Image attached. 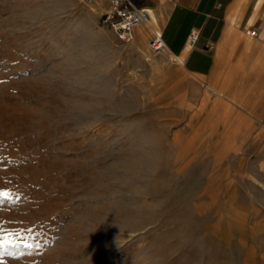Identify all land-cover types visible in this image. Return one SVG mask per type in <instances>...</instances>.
<instances>
[{
	"label": "rangeland",
	"instance_id": "1",
	"mask_svg": "<svg viewBox=\"0 0 264 264\" xmlns=\"http://www.w3.org/2000/svg\"><path fill=\"white\" fill-rule=\"evenodd\" d=\"M111 9L0 0V264H264L251 98Z\"/></svg>",
	"mask_w": 264,
	"mask_h": 264
},
{
	"label": "crops",
	"instance_id": "2",
	"mask_svg": "<svg viewBox=\"0 0 264 264\" xmlns=\"http://www.w3.org/2000/svg\"><path fill=\"white\" fill-rule=\"evenodd\" d=\"M148 1L155 2L145 7L148 22L159 19L156 34H162L166 53L227 96L250 97V110L264 126V0ZM192 32L197 38L189 46Z\"/></svg>",
	"mask_w": 264,
	"mask_h": 264
},
{
	"label": "built area",
	"instance_id": "3",
	"mask_svg": "<svg viewBox=\"0 0 264 264\" xmlns=\"http://www.w3.org/2000/svg\"><path fill=\"white\" fill-rule=\"evenodd\" d=\"M139 1L145 0H112V9L107 15L106 22L112 24L125 40L131 36L135 26L144 23L148 18L147 8L140 6ZM115 16L119 19L117 23H114ZM250 35L256 36L257 33L253 30ZM196 38L197 33L192 32L189 38V46L194 44ZM150 48L153 52L165 49V42L161 33L155 34L150 42Z\"/></svg>",
	"mask_w": 264,
	"mask_h": 264
},
{
	"label": "bare ground",
	"instance_id": "4",
	"mask_svg": "<svg viewBox=\"0 0 264 264\" xmlns=\"http://www.w3.org/2000/svg\"><path fill=\"white\" fill-rule=\"evenodd\" d=\"M109 2H111V0H109ZM96 4H97L98 7H103L104 0H96ZM149 18H150V16H148V18L146 20L147 22L149 21Z\"/></svg>",
	"mask_w": 264,
	"mask_h": 264
},
{
	"label": "snow or ice",
	"instance_id": "5",
	"mask_svg": "<svg viewBox=\"0 0 264 264\" xmlns=\"http://www.w3.org/2000/svg\"><path fill=\"white\" fill-rule=\"evenodd\" d=\"M0 196H8L7 192H0ZM0 255H2V253H0Z\"/></svg>",
	"mask_w": 264,
	"mask_h": 264
}]
</instances>
